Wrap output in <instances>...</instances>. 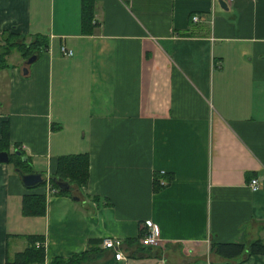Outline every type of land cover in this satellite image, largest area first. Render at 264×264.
<instances>
[{
	"label": "crops",
	"instance_id": "obj_1",
	"mask_svg": "<svg viewBox=\"0 0 264 264\" xmlns=\"http://www.w3.org/2000/svg\"><path fill=\"white\" fill-rule=\"evenodd\" d=\"M79 2L0 0V32L46 38L29 63L12 49L0 68V264L27 234L42 235L39 264L106 235L123 240L113 264H264V253L209 246L264 244V0H94L91 32ZM79 151L85 185L69 184L72 196L47 190L57 155ZM12 152L43 186L22 183ZM38 191L44 213L24 215L22 194ZM143 219L160 244L128 242ZM111 256L102 248L93 263Z\"/></svg>",
	"mask_w": 264,
	"mask_h": 264
},
{
	"label": "trees",
	"instance_id": "obj_2",
	"mask_svg": "<svg viewBox=\"0 0 264 264\" xmlns=\"http://www.w3.org/2000/svg\"><path fill=\"white\" fill-rule=\"evenodd\" d=\"M93 2L94 0H80L79 2V17L80 28L82 32H91L93 22ZM46 38L44 34H35L31 38L25 40V35L20 33L9 32L3 30L0 32V68L4 67L6 63L5 56L12 50L16 49L22 57L26 58L32 53H37L40 48L45 46ZM7 121L1 123L0 133V149H6L7 141ZM18 150V148H17ZM9 159L12 163L23 171L31 170L26 160L21 159V156L15 152L9 154ZM155 172L153 175V188L159 187V179H164V174ZM88 178V155L84 151L69 152L57 155L55 159L54 169L48 177L49 185L54 187V192L63 193L72 196L73 193L69 188H61L57 182L66 181L68 184L76 188H80L85 185ZM45 180H42L37 185L43 186ZM45 199L42 191L38 192H25L21 196L20 209L24 215H41L44 213ZM141 234L139 229L138 236ZM137 237L128 242H135L136 246L147 247L151 246L140 244ZM41 234H27V244L21 249L16 251L13 256L7 261V264H39L42 263L44 257V250L42 245H35V240H41ZM99 239L91 238L89 240L90 245L80 251L79 253H73L68 257L53 256L48 264H79L83 260L88 252L94 251V253L100 254L102 248L97 246ZM129 242V243H130ZM130 246V245H128ZM210 248H213L215 252L231 257L240 255L242 251L246 254L251 253H264V244L255 239L243 245L239 242H211ZM104 249V248H103ZM115 258L113 255L111 258L104 260L98 264H113L112 261Z\"/></svg>",
	"mask_w": 264,
	"mask_h": 264
},
{
	"label": "built area",
	"instance_id": "obj_3",
	"mask_svg": "<svg viewBox=\"0 0 264 264\" xmlns=\"http://www.w3.org/2000/svg\"><path fill=\"white\" fill-rule=\"evenodd\" d=\"M224 1L229 2L231 0H224ZM191 19L197 20L198 19L197 14H192ZM59 49H60V52L64 55L71 54V50L69 48L64 47L62 44L60 45ZM45 178L47 181L46 176ZM159 183L163 184L165 183V181L162 178H160ZM247 185L251 190H255L258 188L259 182L256 177H250L247 181ZM45 188L50 191L55 190V188L50 186L48 183L45 184ZM140 231H141V234L138 237V242L140 244L147 245V246H153V245L160 244L158 226L156 223H154L150 219H143L140 225ZM99 245L100 247L104 249H109L115 259L124 258V253L122 251L123 240L120 237H117L114 235L103 236L100 239ZM2 264H7V263H2Z\"/></svg>",
	"mask_w": 264,
	"mask_h": 264
},
{
	"label": "water",
	"instance_id": "obj_4",
	"mask_svg": "<svg viewBox=\"0 0 264 264\" xmlns=\"http://www.w3.org/2000/svg\"><path fill=\"white\" fill-rule=\"evenodd\" d=\"M35 58V53L30 54L26 57L25 62L29 63ZM25 65L22 67V72H26ZM17 152V151H16ZM8 160V153L6 150H0V161H7ZM16 172L18 173L22 183L26 186H34L40 183L43 180L39 171H23L20 168H15ZM58 186L61 188H68V183L66 181H58Z\"/></svg>",
	"mask_w": 264,
	"mask_h": 264
},
{
	"label": "rangeland",
	"instance_id": "obj_5",
	"mask_svg": "<svg viewBox=\"0 0 264 264\" xmlns=\"http://www.w3.org/2000/svg\"><path fill=\"white\" fill-rule=\"evenodd\" d=\"M91 254V255H90ZM88 253L87 255H86V257L83 259V261H85V262H88V264H98L99 262H97V263H93V260H95L96 261V259H95V256H99L100 254H98V253ZM94 257V258H93Z\"/></svg>",
	"mask_w": 264,
	"mask_h": 264
}]
</instances>
